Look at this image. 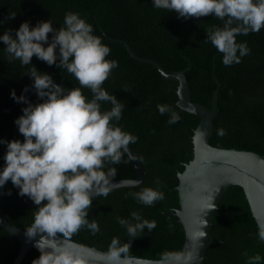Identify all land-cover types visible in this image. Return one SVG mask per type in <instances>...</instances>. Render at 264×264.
I'll use <instances>...</instances> for the list:
<instances>
[{
  "label": "trees",
  "instance_id": "1",
  "mask_svg": "<svg viewBox=\"0 0 264 264\" xmlns=\"http://www.w3.org/2000/svg\"><path fill=\"white\" fill-rule=\"evenodd\" d=\"M69 11L80 13L93 25L95 34L111 48L108 58L119 62L103 87L125 105L117 123L138 136L137 142L129 146L141 158L147 175L140 185L115 188L106 198L96 197L88 218L99 224L100 231L93 235L82 228L71 239L84 245H97L104 251L114 237L122 243L131 239L126 256L149 259L179 252L186 240L185 229L175 213L166 212L180 206L178 174L194 157L192 136L200 118L177 105L178 82L165 79L153 63L132 57L126 43L137 55L156 60L168 72L189 68L186 76L192 99L209 108L217 88L216 76L221 86L211 144L264 155V28L238 36L239 42L247 41L251 53L231 66L222 63V54L206 39V29L222 26L223 21L211 14L178 18L175 13L153 7L152 0H0V35L6 30L18 29L26 20L34 26L40 20L50 19L59 28ZM13 12L15 18L5 21ZM4 47L0 42V102L8 109L17 104L10 95L11 90L15 89L20 95L26 85L33 83L27 74L33 65L24 66L19 60H9ZM32 62L38 70L52 74L55 82L63 84L66 90L80 87L78 80L66 69L49 66L35 55ZM125 87L128 90H124ZM83 91L91 98L90 89ZM29 99L33 103L40 102L36 91ZM158 104L169 105L179 113V122L169 124L170 113L161 115ZM25 106L20 103L6 112L0 108V138L24 139L15 120L22 115ZM110 108V103L103 104V109ZM220 128L226 130L224 136L217 135ZM5 152L6 145L0 144V167L4 165ZM107 167L117 170L113 180L138 176L127 154L121 163ZM149 186L165 193V198L152 206L141 204L131 195ZM4 187V208L9 222L26 230L38 206L27 196H20L19 189L11 181ZM133 211L149 221L155 220L156 228L151 232L145 228L138 237L130 238L116 218L130 219ZM257 232V221L244 189L239 185L231 186L215 213L211 245L203 264H246L245 252L249 256L259 253L264 257V242L258 240ZM20 248L19 239L0 223V264H14ZM39 255L40 251L32 248L20 264H32Z\"/></svg>",
  "mask_w": 264,
  "mask_h": 264
},
{
  "label": "clouds",
  "instance_id": "2",
  "mask_svg": "<svg viewBox=\"0 0 264 264\" xmlns=\"http://www.w3.org/2000/svg\"><path fill=\"white\" fill-rule=\"evenodd\" d=\"M152 5L175 13L178 18L211 14L223 21L222 26L206 29V39L222 54L225 66L238 64L251 53L247 41L239 42L238 36L264 28V0H152ZM15 16L16 13H10L5 21ZM0 42L5 45L9 60L33 65L27 73L33 83L26 85L20 95L15 89L10 93L15 102L26 105L15 120L24 139L0 138V144L6 145L0 188L11 181L20 196H27L38 206L32 224L26 228L29 240L40 234L35 242L40 255L32 264H90L71 237L82 228L93 235L100 231L99 224L90 220L88 214L96 197L106 198L113 190L117 170L107 165L121 163L126 154L131 157L129 145L138 140L137 135L117 123L125 105L103 87L119 62L108 58L111 48L78 12L66 13L59 28L50 19L40 20L34 26L26 20L18 29L0 35ZM34 55L49 66L66 69L80 87L66 90L52 74L37 69L32 62ZM84 88L90 89L91 98ZM30 89H35L40 102L33 103L28 98ZM104 103H110L111 108L103 109ZM157 109L161 115L170 113L169 124L181 119L169 105L158 104ZM225 134L224 128L217 130V135ZM8 194L11 195L10 190ZM131 195L147 206L165 198L162 190L151 186ZM116 219L133 239L145 228L149 232L156 228L155 220L149 221L136 211L131 212L130 219ZM257 229L258 240L264 242V222H258ZM130 246L131 239L122 243L114 237L103 258L108 264H124ZM244 255L246 264H261L264 260L259 253ZM192 258L191 253L182 252L163 257L175 264H190Z\"/></svg>",
  "mask_w": 264,
  "mask_h": 264
},
{
  "label": "water",
  "instance_id": "3",
  "mask_svg": "<svg viewBox=\"0 0 264 264\" xmlns=\"http://www.w3.org/2000/svg\"><path fill=\"white\" fill-rule=\"evenodd\" d=\"M129 53L135 59L153 63L162 76L168 80L178 82L177 105L189 113L200 118L199 124L192 136L194 144V157L186 164L184 171L179 172L180 206L169 209L166 214L175 213L184 226L186 240L179 252L191 253L190 264H203L207 248L211 245V230L216 211L220 202L231 186L239 185L244 189L249 201L253 216L257 223L264 222V155L255 151L237 148H221L211 144L214 119L218 113V93L221 83L215 76L217 88L213 92L212 107L195 102L192 99L191 87L186 76L189 68L168 72L156 60L137 55L131 46L126 43ZM35 92V89L28 98ZM0 102V108L6 112ZM131 159L135 165L138 176L136 178L113 180L114 187H129L142 184L146 179V168L141 158L132 150ZM5 187L0 188V223L2 227L16 236L20 241V251L14 264H20L26 253L36 248L35 242L40 234L29 240L26 230L9 222L4 208ZM214 207L209 209V207ZM60 238L62 235L60 234ZM89 258L90 264H108L103 258L107 251L97 245H84L71 239ZM160 256V255H159ZM124 264H175V261H165L163 258L149 259L141 256H125Z\"/></svg>",
  "mask_w": 264,
  "mask_h": 264
}]
</instances>
